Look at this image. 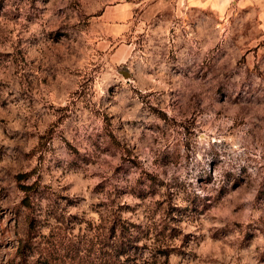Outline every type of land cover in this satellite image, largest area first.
Returning a JSON list of instances; mask_svg holds the SVG:
<instances>
[{
  "label": "rangeland",
  "instance_id": "1",
  "mask_svg": "<svg viewBox=\"0 0 264 264\" xmlns=\"http://www.w3.org/2000/svg\"><path fill=\"white\" fill-rule=\"evenodd\" d=\"M257 11L0 0V264H264Z\"/></svg>",
  "mask_w": 264,
  "mask_h": 264
},
{
  "label": "crops",
  "instance_id": "2",
  "mask_svg": "<svg viewBox=\"0 0 264 264\" xmlns=\"http://www.w3.org/2000/svg\"><path fill=\"white\" fill-rule=\"evenodd\" d=\"M257 4H258V11H257V15H258V25L259 27L264 28V0H257Z\"/></svg>",
  "mask_w": 264,
  "mask_h": 264
},
{
  "label": "trees",
  "instance_id": "3",
  "mask_svg": "<svg viewBox=\"0 0 264 264\" xmlns=\"http://www.w3.org/2000/svg\"><path fill=\"white\" fill-rule=\"evenodd\" d=\"M23 189H24V190H26V189H27V187H26V186H24V187H23Z\"/></svg>",
  "mask_w": 264,
  "mask_h": 264
}]
</instances>
